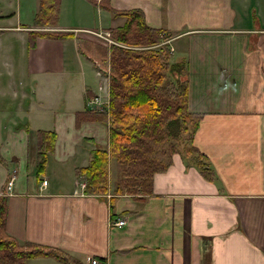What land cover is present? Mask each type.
<instances>
[{"label": "crops", "instance_id": "crops-1", "mask_svg": "<svg viewBox=\"0 0 264 264\" xmlns=\"http://www.w3.org/2000/svg\"><path fill=\"white\" fill-rule=\"evenodd\" d=\"M102 2L141 8L148 24L176 32L190 107L204 113L195 152H176L148 193H89L77 184V167L109 145L110 114L87 105L93 94L110 105L109 88L99 87L107 72L90 53L100 40L88 32L126 17ZM0 5V194L10 234L60 248L72 264H264V0H60L58 21L45 25L36 22L41 0ZM52 28L74 34L34 35ZM89 66L100 71L98 90L87 82ZM38 129L56 132L42 177ZM119 218L126 222L111 224ZM25 264L68 263L36 256Z\"/></svg>", "mask_w": 264, "mask_h": 264}, {"label": "trees", "instance_id": "trees-1", "mask_svg": "<svg viewBox=\"0 0 264 264\" xmlns=\"http://www.w3.org/2000/svg\"><path fill=\"white\" fill-rule=\"evenodd\" d=\"M101 6L126 17L124 24L109 28L114 39L150 47L125 48L118 43H113L110 49L103 46L112 67L110 105L108 111L104 110L111 117L110 143L109 146L97 145L89 164L77 167V173L86 177L89 193H106L111 188L113 194L148 193L152 191L154 174L166 169L176 152H183L186 157L189 152H195L193 138L204 113L190 107L188 64L186 60L177 59L169 44L163 43L169 37L167 29L148 24L141 8L120 9L108 2H102ZM59 16L60 0H41L36 17L38 24L55 23ZM34 33L49 37L74 34L39 30ZM156 43L161 44L159 48L151 47ZM104 111L98 113L92 109L93 114L107 118L109 113ZM37 134L36 172L42 177L55 147L56 132L38 129ZM198 152L203 154L200 149ZM145 153L147 155L141 156ZM113 163L116 167L114 185L111 181ZM206 168H210L209 165ZM7 213L8 197L0 194V264H25L36 256H55L73 263L60 248L21 242L10 234Z\"/></svg>", "mask_w": 264, "mask_h": 264}, {"label": "rangeland", "instance_id": "rangeland-1", "mask_svg": "<svg viewBox=\"0 0 264 264\" xmlns=\"http://www.w3.org/2000/svg\"><path fill=\"white\" fill-rule=\"evenodd\" d=\"M15 1V3H17V2H20V0H14ZM6 5V4H5ZM5 5H0V8H4L3 6H5ZM96 5V4H95ZM94 5V7H95V10H96V6ZM7 6V5H6ZM7 8V10H9L8 12L10 13V11H13V10H18V6L17 5H14V6H12V5H10V6H7L6 7ZM6 8H4L5 10H6ZM104 8H106V7H104ZM23 9H25V4L23 5ZM94 9V8H93ZM93 9H92V13H93V19H94V21H96V18H97V14H96V12H95V10L93 11ZM106 9H108V8H106ZM110 10V9H109ZM111 11V10H110ZM4 12V11H3ZM88 12H89V15H90V11L88 10ZM116 15V14H115ZM116 16H122V15H116ZM14 20L15 19V17H11V20ZM90 21V17H89V20H85V22H89ZM109 22H110V19L108 20ZM113 23L115 24L116 22H114L113 21ZM162 28H164V27H162ZM47 32H51V33H54V32H58V31H55L53 28L52 29H48V30H46ZM96 31H98V32H96V34L95 33H93V32H88L89 34L88 35H90L91 37H93L94 39H97L98 40V38H99V40H104V41H106V42H104V43H107V45H109L110 47H111V45L113 44V43H110L106 38L107 37H109V38H111V39H114L113 38V36L112 35H110V33L109 32H105V31H107L106 29H102V30H96ZM60 33H66V32H60ZM174 33H176V32H174ZM173 32H168V35H169V37H167L166 38V40H164V42L163 43H165V44H169L170 45V48L171 49H175V54L176 55H178L179 54V50H178V47H177V45H178V43L176 42V38H177V35L176 34H174ZM107 36V37H106ZM98 40V41H99ZM115 40V42L114 43H118L119 44V46H121V47H131V48H136V49H143V48H148V47H150V46H148V44H135V43H131V44H126V43H124V42H122V41H119V40H116V39H114ZM89 42H93L92 41V39H89ZM100 43V42H99ZM99 43H95V42H93V44H97V47H98V49L97 50H93V51H91L90 53L92 54V55H94L95 56V58L98 60V64H99V66L101 67V69L102 70H105L106 72H107V74H103L104 76H105V79H104V83L103 84H100V86L98 85L99 84V75H100V71H97V75H96V71H95V68H94V66H89V68H87L88 69V75H87V82H88V84H91V86L96 90H98V86L100 87V89H103V91L105 90V88L108 90V88H109V90H110V86H111V79H110V71H111V64H110V61H109V63H108V66H107V59H109L110 57H105V53H104V51H102L101 49H100V46H99ZM160 43H156V44H153V45H151V47H160ZM94 46V45H93ZM183 50H185V49H183ZM174 51V50H173ZM178 57V56H177ZM92 63L91 62H89V65H91ZM107 75H108V79L109 80H107ZM3 77H5V76H7V75H2ZM38 77H40L41 79H43V84L45 85V87L48 89V88H50L51 87V85L52 84H54L55 83V86L56 87H58V84H57V82L54 80V79H51V82H50V84H48V80H47V77H50V75H37ZM187 79L189 80V75H187ZM100 80H101V78H100ZM110 84V85H109ZM69 88H70V85H69ZM102 120V119H101ZM107 121H108V125H109V143H110V124H111V117H109V119L107 118ZM99 145H101V144H99ZM97 146V145H96ZM106 146H109V145H106ZM94 149H92L91 150V153H92V151H93ZM182 152V151H181ZM145 155H147V153H145L144 155H141V156H145ZM151 154H149L148 156H150ZM141 156H138V158H142ZM90 158H91V155H90ZM77 175L79 176V178L77 179V184H79V186L80 187H82L81 186V183L85 180V177L84 176H80L78 173H77ZM80 177H82V178H80ZM115 178H116V167L114 168V170L111 172V179H112V184L114 185V182H115Z\"/></svg>", "mask_w": 264, "mask_h": 264}, {"label": "built area", "instance_id": "built-area-1", "mask_svg": "<svg viewBox=\"0 0 264 264\" xmlns=\"http://www.w3.org/2000/svg\"><path fill=\"white\" fill-rule=\"evenodd\" d=\"M96 32H98V31H93V33H95L96 34ZM105 32H109L110 33V35H111V32L109 31V30H107V31H105ZM97 35V34H96ZM107 37V36H106ZM110 43H114L115 42V40L114 39H111V38H109V37H107L106 38ZM103 42H106V41H104V40H102ZM105 44H107V43H105ZM172 50H174V48L172 49ZM98 62V61H97ZM102 102H104L103 100H102V98H101V96H95V97H92L90 100H89V103L90 104H100V103H102ZM45 184L48 182V180L47 179H44V181H43ZM14 183V176H12L11 177V179L9 180V186H11L12 184ZM86 185H87V180H86V178H85V180L81 183V186H82V188H84L85 189V187H86ZM126 222V220L124 219V218H119L118 220H115V221H112L111 222V224H119V225H122V224H124ZM89 262L91 263V264H106V262L105 261H103V260H101V259H99L98 257H92L90 260H89Z\"/></svg>", "mask_w": 264, "mask_h": 264}, {"label": "flooded vegetation", "instance_id": "flooded-vegetation-1", "mask_svg": "<svg viewBox=\"0 0 264 264\" xmlns=\"http://www.w3.org/2000/svg\"><path fill=\"white\" fill-rule=\"evenodd\" d=\"M107 29H109V28H107ZM110 30V29H109ZM111 32V31H110Z\"/></svg>", "mask_w": 264, "mask_h": 264}]
</instances>
